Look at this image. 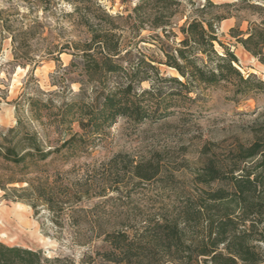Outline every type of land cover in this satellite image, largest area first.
I'll return each instance as SVG.
<instances>
[{
  "label": "trees",
  "instance_id": "trees-1",
  "mask_svg": "<svg viewBox=\"0 0 264 264\" xmlns=\"http://www.w3.org/2000/svg\"><path fill=\"white\" fill-rule=\"evenodd\" d=\"M187 1L189 10L180 0H140L127 16L110 14L96 0L73 1L72 14L87 28L89 38L73 47L71 69L78 72L81 87L74 93L75 101L55 117L56 124L78 123L89 134L83 141L95 144L119 118L141 124L170 115L161 82L177 85L168 93L171 97L191 101L202 86L225 84L235 101L254 91L264 92V81L240 70L238 57L217 31L220 22L235 16L231 8L255 10L261 21L249 23L247 30L233 27L231 36L264 64V3ZM3 13L1 10L0 33L12 38L18 59L35 26L16 33ZM181 18L186 20L179 25ZM145 29L155 32L152 39L164 60L150 59L136 43H125L126 32L136 35ZM68 49L70 45L58 54ZM157 64L175 69L179 77H164ZM145 82L150 83L149 88H143ZM35 102L32 99L30 103L32 118L50 117L53 103ZM24 126L18 116L16 127L0 131V189L5 198L34 209L43 200L54 211L57 187L50 183L51 176L44 174L65 149L77 146L80 135L74 133L61 145H53L40 131ZM161 172V167L150 161L133 169L144 181ZM193 182L196 189L188 191L171 214L148 218L136 227L128 224L100 233L102 251L96 254L107 264H264V127H254L253 140L247 143L237 140L228 147L206 145ZM64 262L61 257L48 258L38 250L0 240V264Z\"/></svg>",
  "mask_w": 264,
  "mask_h": 264
},
{
  "label": "rangeland",
  "instance_id": "rangeland-1",
  "mask_svg": "<svg viewBox=\"0 0 264 264\" xmlns=\"http://www.w3.org/2000/svg\"><path fill=\"white\" fill-rule=\"evenodd\" d=\"M73 1L76 0H0L2 17L16 33L35 26L28 45L18 52V59L12 38L6 32L0 33V131L16 127L20 116L24 127L40 131L53 145H61L74 133L80 135L77 146L65 149V154L44 174L50 175V183L57 187L54 211L43 200L34 209L27 203L5 198L0 189V240L38 250L48 258L61 257L64 264H71L70 260L77 264H107L96 254L102 251L100 233L128 224L136 227L148 218L176 210L186 193L197 187L193 173L201 164L206 145L228 147L237 140L247 143L253 140L254 127H264V92L254 91L235 101L231 88L225 84L202 86L197 94H192L195 99L191 101L177 95L171 97L168 93L177 85L161 82L170 115L141 124L119 118L95 144L84 142L89 134L78 123L70 126L55 122L62 108L75 101L74 93L81 87L78 72L71 69L73 47L89 38L87 28L78 24L72 14ZM96 1L114 16H127L140 0ZM180 1L183 8H191L187 0ZM212 1L222 4L237 0ZM256 2L264 0H253ZM231 11L235 16L220 22L218 35L238 57L240 70L264 81V64L231 36V28L247 30L249 23H259L261 16L252 9L237 7ZM185 20L179 19V25ZM154 34L148 29L136 35L128 31L125 43H136L135 47L150 59L164 60L152 39ZM141 39L146 42H139ZM68 45V52L58 54ZM217 48L223 52L218 44ZM157 66L164 77H179L175 69L164 64ZM142 86L149 88L150 83ZM32 99L35 103H53L50 117L33 119ZM149 161L160 166L162 172L150 181L137 178L134 166Z\"/></svg>",
  "mask_w": 264,
  "mask_h": 264
},
{
  "label": "bare ground",
  "instance_id": "bare-ground-1",
  "mask_svg": "<svg viewBox=\"0 0 264 264\" xmlns=\"http://www.w3.org/2000/svg\"><path fill=\"white\" fill-rule=\"evenodd\" d=\"M22 208V207H21ZM43 240V239H42ZM46 242V241H45ZM45 244V243H44Z\"/></svg>",
  "mask_w": 264,
  "mask_h": 264
}]
</instances>
